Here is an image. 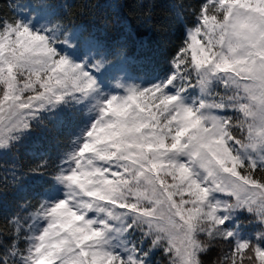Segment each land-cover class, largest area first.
Here are the masks:
<instances>
[{"label":"snow or ice","instance_id":"6c2138e0","mask_svg":"<svg viewBox=\"0 0 264 264\" xmlns=\"http://www.w3.org/2000/svg\"><path fill=\"white\" fill-rule=\"evenodd\" d=\"M0 264H264V0H0Z\"/></svg>","mask_w":264,"mask_h":264},{"label":"trees","instance_id":"16d2710c","mask_svg":"<svg viewBox=\"0 0 264 264\" xmlns=\"http://www.w3.org/2000/svg\"><path fill=\"white\" fill-rule=\"evenodd\" d=\"M107 2V0H98V3H100V4H104V3H106ZM126 2H128L130 5H131V2H132V0H126ZM122 15L124 16V19L127 21V23H128V25L131 27V28H133V29H136V27H137V23H136V15L134 14V12L132 11V8H131V6L130 7H128V8H125V9H123V11H122ZM110 19H111V16L109 17ZM97 23H99V22H97ZM116 26L115 25H113V28H115ZM140 35H147V33H144L142 30L140 31V33H139ZM149 39L151 40V39H156V37H149Z\"/></svg>","mask_w":264,"mask_h":264}]
</instances>
